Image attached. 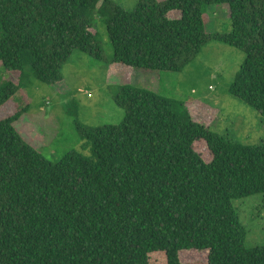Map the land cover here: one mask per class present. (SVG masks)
Listing matches in <instances>:
<instances>
[{
  "label": "trees",
  "instance_id": "1",
  "mask_svg": "<svg viewBox=\"0 0 264 264\" xmlns=\"http://www.w3.org/2000/svg\"><path fill=\"white\" fill-rule=\"evenodd\" d=\"M212 4L227 6L230 32L206 31ZM97 19L123 118L77 122L91 156L67 151L52 162L15 125L25 88L62 84L74 50L101 59ZM0 31L10 75L0 105L18 103L0 119V264H190L184 251L205 254V264H264V245L245 247L232 206L264 194V145L230 140L184 101L129 83L138 69L183 71L214 40L245 53L229 93L264 119V0H138L132 10L113 0H0Z\"/></svg>",
  "mask_w": 264,
  "mask_h": 264
},
{
  "label": "rangeland",
  "instance_id": "2",
  "mask_svg": "<svg viewBox=\"0 0 264 264\" xmlns=\"http://www.w3.org/2000/svg\"><path fill=\"white\" fill-rule=\"evenodd\" d=\"M113 1L126 10H132L138 2ZM170 15L173 17L176 12ZM203 15L209 33L231 31L226 5H208L203 8ZM95 25L103 52L101 59L74 50L61 68L64 87L62 84L34 80L25 88L28 109L15 125L24 132L26 140L52 162L58 161L67 151L91 156L88 143L79 137L77 122L96 127L117 124L123 118V109L113 98V85L120 81L109 77L107 73L112 58L110 39L105 25L99 19ZM244 57L243 51L212 40L204 45L183 71L138 69L131 74L129 83L184 101L190 105V114L197 121L230 140L247 145H264L263 117L229 93V85ZM9 77V72L0 66V84ZM17 104L15 97H12L10 102L0 105V119L13 113ZM195 148L206 160H210L202 142L197 143ZM232 206L245 230V247L264 245V194L234 199ZM180 258L190 264H205V254L184 251Z\"/></svg>",
  "mask_w": 264,
  "mask_h": 264
},
{
  "label": "crops",
  "instance_id": "3",
  "mask_svg": "<svg viewBox=\"0 0 264 264\" xmlns=\"http://www.w3.org/2000/svg\"><path fill=\"white\" fill-rule=\"evenodd\" d=\"M109 67V66H108Z\"/></svg>",
  "mask_w": 264,
  "mask_h": 264
}]
</instances>
